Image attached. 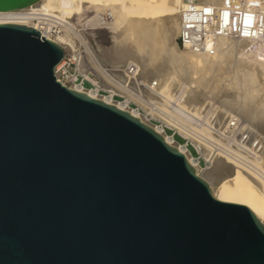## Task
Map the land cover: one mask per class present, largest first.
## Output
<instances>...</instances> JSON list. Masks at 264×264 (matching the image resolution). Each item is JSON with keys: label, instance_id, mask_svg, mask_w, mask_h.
Here are the masks:
<instances>
[{"label": "water", "instance_id": "water-1", "mask_svg": "<svg viewBox=\"0 0 264 264\" xmlns=\"http://www.w3.org/2000/svg\"><path fill=\"white\" fill-rule=\"evenodd\" d=\"M64 56L0 24V264H264L256 214L152 127L58 82Z\"/></svg>", "mask_w": 264, "mask_h": 264}, {"label": "bare ground", "instance_id": "bare-ground-1", "mask_svg": "<svg viewBox=\"0 0 264 264\" xmlns=\"http://www.w3.org/2000/svg\"><path fill=\"white\" fill-rule=\"evenodd\" d=\"M94 6L112 18L108 41L97 37L107 29L97 17L88 16L75 37L68 31L74 18ZM191 7L206 13L208 34L202 48L191 40L184 46L178 41L184 13ZM89 22L92 28L84 29ZM0 24L32 27L60 45L65 55L72 54L80 73L97 90H109L111 97L73 85L71 89L152 127L185 155L217 200L248 206L264 225V0H40L0 11ZM54 28L59 30L51 36ZM117 93L179 129L208 165L201 167L188 148L128 101H115ZM212 102L217 105L211 107Z\"/></svg>", "mask_w": 264, "mask_h": 264}, {"label": "rangeland", "instance_id": "rangeland-1", "mask_svg": "<svg viewBox=\"0 0 264 264\" xmlns=\"http://www.w3.org/2000/svg\"><path fill=\"white\" fill-rule=\"evenodd\" d=\"M92 8L94 9V10H92ZM90 9V10H89ZM89 9H88V12H86L84 15H82L80 18H78V17H76V18H74L73 20H72V26H71V28H69V33L71 32V35L73 36V37H75L74 36V34L75 33H77L82 27L80 26V25H84V22H86V21H88V19H90L91 17L92 18H96L97 17V19L99 18L101 21L103 20V25H102V27H105V28H107V29H105V31H106V33H99L98 35H97V37H98V39L99 38H101L102 39V36H104L105 38L107 37V41H108V39L110 40V38H108L110 35H108V33L110 32V27L112 26V18L109 16V15H107L106 14V11L105 10H103V9H101V8H99L98 6H94V7H89ZM99 11H98V10ZM97 11V12H93L94 14H91L92 13V11ZM102 11V12H101ZM101 12V13H100ZM97 13H98V15H97ZM96 14V15H95ZM86 15V16H85ZM86 17V19L84 20V18ZM90 17V18H87V17ZM101 17V18H100ZM77 18H78V20H77ZM98 19V20H99ZM75 20V21H74ZM78 21V22H77ZM93 24V22L92 23H87V24H85L86 26H84L83 28L84 29H88V30H90L91 28H92V25ZM98 25H100V24H98ZM74 26V27H73ZM76 26V27H75ZM109 26V27H108ZM73 27V28H72ZM100 27H101V25H100ZM75 28V29H74ZM78 29V30H77ZM75 30V31H74ZM88 39H89V42H90V44H91V46L92 47H94L95 48V40H94V38L91 36V35H88ZM105 41H106V39H105ZM179 43H180V41H179ZM180 46H181V43H180ZM81 48H79V50L81 51V52H84L85 51V48H84V46L82 47V46H80ZM72 56V54L70 55V54H68L67 55V60H66V68H68L71 72H73V70L76 68V65H74V64H72V62L74 63L75 61H74V59H73V57H71ZM93 79H95V80H97V81H100L98 78H95L94 76L92 77ZM116 83V82H115ZM102 96H108V95H110L111 93H110V91L109 90H107V89H102ZM114 100L115 101H117V102H120V103H125V102H127L128 101V105L133 109V110H135V111H137V112H139L141 115H143V116H146L154 125H156V126H158V127H160V128H162V129H164L165 131H166V133H167V135L170 137V138H172V139H174L176 142H178L181 146H183V147H187L188 149H189V151L191 152V154L193 155V157L194 158H198V159H200V166L201 167H203V168H205L206 167V165H207V163L205 162V158H204V156L202 155V154H200V152L198 153V151L196 150V145L194 144V143H192V141H190L188 138H186L180 131H179V129H177V128H175V127H173V126H171L170 124H167V122L166 121H164V119L163 118H160V117H153L151 114H150V110H149V107H147V106H145V105H143L142 103H139L137 100H135V99H129L126 95H123V94H120V93H117V94H115V96H114ZM214 102V101H213ZM212 102V106L211 107H214L215 105H217L216 103H217V101H215L216 103H213ZM142 104V105H141ZM213 104H214V106H213Z\"/></svg>", "mask_w": 264, "mask_h": 264}, {"label": "built area", "instance_id": "built-area-1", "mask_svg": "<svg viewBox=\"0 0 264 264\" xmlns=\"http://www.w3.org/2000/svg\"><path fill=\"white\" fill-rule=\"evenodd\" d=\"M34 21L37 24L39 22L38 20H34ZM206 24H207V18L205 12H201V10L195 9L193 7L187 9L183 16V32L178 40L180 41L181 46H184L185 42L191 40L195 43V45H198L199 48H202L208 34L207 30L204 28ZM58 30L54 28L50 35L56 36ZM66 60H67V55L64 56L62 60L63 61L62 64L60 66H57V68L55 69V76L58 82L69 88L70 86L73 85L75 87H78L79 89H90L91 91H94L102 95L101 94L102 89L97 90V86L94 85L90 79L86 78L83 74L80 73L78 69L77 61L74 60L75 62L74 63L72 62V64L76 65V68L73 70V72H71L68 68H66ZM132 71L133 68L130 70V72ZM90 76L92 75L90 74ZM114 96L115 95H113L112 98H114ZM106 97H111V94ZM212 147H213V151L215 152L217 148L215 146ZM196 150L198 151V153L200 152L197 149V147ZM193 160L196 161L198 164H200V159L193 157ZM205 162L208 165L206 159Z\"/></svg>", "mask_w": 264, "mask_h": 264}]
</instances>
